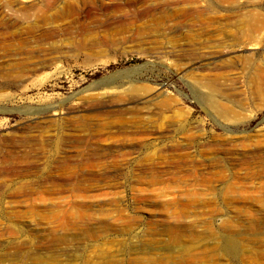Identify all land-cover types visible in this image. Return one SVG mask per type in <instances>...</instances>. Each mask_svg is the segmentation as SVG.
I'll return each mask as SVG.
<instances>
[{
    "label": "rangeland",
    "instance_id": "obj_1",
    "mask_svg": "<svg viewBox=\"0 0 264 264\" xmlns=\"http://www.w3.org/2000/svg\"><path fill=\"white\" fill-rule=\"evenodd\" d=\"M0 6L14 24L0 14V53L9 33L28 40L21 60L0 66V264H264V95L251 77L264 67V0ZM248 13L263 27L246 51ZM219 51L207 68L189 66ZM14 71L22 77H1ZM202 81L218 84L226 118L204 102ZM132 87L133 96L163 91L168 105L123 115L90 107ZM82 117L91 128L81 133ZM40 142L67 154L38 153ZM85 150L92 159L80 164ZM61 155L74 158L54 170ZM76 173L96 177L77 194L43 181ZM28 183L30 196L13 195Z\"/></svg>",
    "mask_w": 264,
    "mask_h": 264
},
{
    "label": "bare ground",
    "instance_id": "obj_2",
    "mask_svg": "<svg viewBox=\"0 0 264 264\" xmlns=\"http://www.w3.org/2000/svg\"><path fill=\"white\" fill-rule=\"evenodd\" d=\"M171 3V2H170ZM172 3H174V2H172ZM163 4V3H162ZM202 4V3H201ZM199 6V5H198ZM1 7V9H2V6H0ZM4 7V6H3ZM8 7V9L9 10H11L13 13H16L17 11H19V10H21V9H17L16 7H13L12 5H6V8ZM24 7H26V6H24ZM23 7V8H24ZM194 7V6H193ZM5 8V9H6ZM23 8H22V10H23ZM210 8V7H209ZM8 9H7V11H8ZM27 9V7L25 8V10ZM29 9H31V8H29ZM208 11V10H207ZM3 11H1V16L3 17L2 18V20L4 19V16L6 17V15L5 14H3L2 13ZM28 12V11H27ZM194 12H197L198 14H199V16H200V14L202 13V12H205L204 11V9L203 8H197L195 11H193V13ZM206 13V12H205ZM252 13H254V12H252ZM258 13V12H257ZM211 14V13H210ZM242 14V13H241ZM251 13H248V14H244V16H246V17H243V23H244V27H245V29H244V31H242V33H244V34H242L243 36H244V38L246 37V39L248 38L249 39V41L248 42H246V44H245V46L244 47H246V51H248V49H251V48H253V47H255V45H256V42L257 41H259L258 39H257V41H256V37H254L255 36V34H258L259 35V32H261V27H263L262 25H263V23L261 22V20H259V19H261V17H260V15H257L256 16V18H253L251 15H250ZM255 14V13H254ZM194 15V14H193ZM256 15V14H255ZM9 16V15H8ZM32 16H34V15H32ZM187 16V15H186ZM259 16V19H257V17ZM12 18V17H11ZM33 18V17H32ZM10 19H9V17H8V19L7 20H3L4 22H2V23H4L6 26H8V28H11V27H9L10 25H12L13 24V22L12 21H9ZM34 20V19H33ZM36 21V20H35ZM34 21V22H35ZM262 21H264V20H262ZM17 22V21H16ZM15 22V23H16ZM240 22V21H239ZM242 23V22H241ZM240 23V24H241ZM242 23V24H243ZM261 23H262V25H261ZM28 24H29V29H34V23H32V22H29V20H28ZM14 25V24H13ZM16 25V24H15ZM27 25V24H26ZM37 26V25H36ZM241 26H243V25H241ZM5 27V26H4ZM39 27V25L37 26V28ZM243 27V28H244ZM12 28H13V26H12ZM25 28H26V26H25ZM37 28H35L36 30H37ZM242 28V27H241ZM264 28V27H263ZM242 30V29H241ZM16 31V30H15ZM32 31V30H31ZM35 31V30H34ZM262 31H264V30H262ZM12 32V31H11ZM9 33V32H8ZM258 35H257V37H258ZM22 34H15V33H9V35H8V40L10 41V43H11V45L12 46H10L9 48L7 47V48H5L4 49V53H0V66H3L2 65V63H3V59L4 58H9L10 59V61H14V62H16L17 60H21V55H22V49H23V47H24V45H26V44H28V40H24V39H26V38H22ZM260 36V35H259ZM6 37V36H5ZM237 37V36H236ZM241 37V36H240ZM260 38V37H259ZM7 39V38H6ZM235 40V39H234ZM241 40V39H240ZM245 40V39H244ZM237 42H239V41H237ZM244 42V41H243ZM2 43V42H1ZM18 43V44H17ZM6 44V43H5ZM13 44H16L15 46H13ZM240 44V43H239ZM238 46V45H237ZM230 51V50H229ZM213 52H215V51H213ZM219 53H222V52H216V53H211V54H209V55H211L210 57H204L203 59H201V60H199V62H193L191 65H189V66H192V65H196V64H200V66L202 67H208L210 64H212L211 63V61L210 62H207V63H204L205 62V60L206 61H209V60H212V58L213 59H216L217 58V56H215V55H217V54H219ZM230 54H232V52H229V55ZM252 54V53H251ZM208 56V55H207ZM247 57H249L250 55H246ZM244 57V56H243ZM245 59V58H244ZM249 60V59H248ZM249 62V61H248ZM12 64H13V62H12ZM262 65V64H261ZM263 65H264V63H263ZM188 66V67H189ZM263 67V66H262ZM1 69L3 70V68L1 67ZM205 70V69H204ZM7 72H8V70H7ZM7 72L5 73V74H1L2 76L1 77H3V78H10V77H12V78H16V79H19V78H21L22 77V74H21V72H17V71H14V73L13 72H11L9 75L7 74ZM240 74V73H239ZM7 75V76H6ZM219 75V74H218ZM220 76V75H219ZM228 76V75H227ZM202 77V76H201ZM204 77V76H203ZM251 77H252V81H253V83H254V89H256V93L258 94V95H260V96H262V95H264V67L263 68H261V66L259 65V67H257L256 68V70H254V72L251 74ZM219 78V77H218ZM235 78V77H234ZM208 79V78H207ZM206 79V80H207ZM250 79V78H249ZM212 80V79H211ZM215 80V79H214ZM230 79H228L227 77H225V80H224V82L226 83H228V82H230L229 81ZM214 81H211V82H203L202 81V83H200L202 86H204L205 84H207V86H208V88H209V92L208 93H206V94H204V96H203V99H204V102L208 105V108H210V109H212L213 111H215L216 112V114H218V115H220L221 117H227L228 115H229V113L231 112L226 106L224 107L219 101H217L216 100V98H215V92L216 91H218V84H216V83H213ZM231 83H232V81H231ZM231 83H228L229 85L231 84ZM228 84H226V85H228ZM233 84V83H232ZM231 84V85H232ZM233 87V86H232ZM140 89L139 88H136V87H132V88H129V89H124L123 90V92H120V94L121 95H123V94H126V96H128L127 98H119L118 100H113V101H106V102H102V105H100V106H90L91 108H93V110H96V109H104V111H106L107 113H115V114H119V115H123V113H132V114H136V113H133V112H135L136 110V106L137 105H139V104H144V103H152V102H154L155 100H157L158 102H162L161 103V105L162 106H164L165 104H167L168 105V103H167V99H163L162 98V96H163V91H160L159 93H154L152 96H150V97H144V96H142V95H139V94H141V93H139V94H137L136 96H133L132 95V93L133 92H138ZM232 90V89H231ZM132 92V93H131ZM132 95L131 97L129 96V95ZM125 96V95H124ZM125 96V97H126ZM229 97V96H228ZM160 98H162V100L161 101H159V99ZM104 101V100H103ZM115 102H117L118 104H116ZM119 102H122V103H119ZM223 103V102H222ZM164 104V105H163ZM138 109V108H137ZM138 113V112H137ZM79 123V127H78V130H80V132L81 131H86V130H89V128H91V125H90V123H89V121L87 120V118H85V117H82V118H80L79 119V122H77V124ZM140 123V122H139ZM138 123V124H139ZM136 124V123H135ZM90 132V131H89ZM82 133V132H81ZM123 133V132H122ZM95 134V133H94ZM128 134V133H127ZM96 136H93V138H95ZM92 138V139H93ZM82 139V138H81ZM88 141V140H87ZM29 145V144H28ZM77 146H79V144L77 145ZM73 147V146H72ZM33 149H36L37 151H38V153H43V151L45 152V151H49L48 149H50V150H52V151H56V152H58L57 154H61V153H66V150H65V148H64V146H56V148H55V145H51V144H47L46 142L45 143H42L41 144V142L40 143H36L34 146H33ZM45 149H47V150H45ZM78 149V148H77ZM31 151V150H30ZM33 151V150H32ZM40 151V152H39ZM79 152L81 151V150H78ZM20 153H22V151H20ZM20 153H18V152H12V151H9L8 153H6V156H10L11 158L12 157H15V158H17V160L19 159V161H20V159H22L23 157H24V154H20ZM33 153H34V151H33ZM78 153V152H77ZM102 153V152H101ZM49 154V153H48ZM56 154V155H57ZM67 154V153H66ZM107 154V153H106ZM27 155V154H26ZM103 155V154H102ZM32 156H34V157H37V156H35V155H32ZM31 156V157H32ZM77 157V160H79V163L81 164H89V162L91 161V159H92V156L89 154V152H86V150L85 151H82V153H79L78 155H76ZM105 156V155H104ZM27 157V156H26ZM42 157V156H41ZM61 157H63L62 155H61ZM73 156H65V157H63L62 159H59L58 161H57V164H56V161H55V166H56V169H54V170H57V169H61L62 171L64 170V169H62V168H66V166H69V160H72L71 158H72ZM107 157V156H106ZM30 158V157H29ZM37 158H39L40 159V156H38ZM74 158V157H73ZM76 158H75V161H76ZM96 158H98V157H96ZM100 158V157H99ZM104 158V157H103ZM66 163H68L67 165H66ZM76 163V162H75ZM54 165V164H53ZM72 166H70V168H71ZM95 167V166H94ZM65 170H67V169H65ZM71 170V169H70ZM1 171V170H0ZM3 171H5V172H8V170L5 168ZM12 171V170H11ZM15 172H17V170L15 171ZM19 172H21V171H19ZM66 172H68V170L66 171ZM3 174V173H2ZM77 174V173H76ZM50 177V176H49ZM49 177H43V179L44 178H46L45 180H43L44 182H51L54 186H57V188H56V190H57V192L58 193H66V192H69V193H72V194H77V193H80L81 191H85L84 189L86 188V186L85 185H82V182H84V181H90V180H95V178L93 177V178H89V177H86L85 175H83V174H77V175H67V176H65V177H53V178H49ZM31 183V182H30ZM29 186H30V184L28 183V184H26V185H21V184H19V185H17V186H14L13 187V195H26V196H30V193H32L31 191H30V189H29ZM32 197V196H31ZM228 242V241H227ZM237 242V241H236ZM229 243V242H228ZM230 245H232V246H236L237 244H235V243H233L232 241L229 243ZM17 252V251H16Z\"/></svg>",
    "mask_w": 264,
    "mask_h": 264
}]
</instances>
